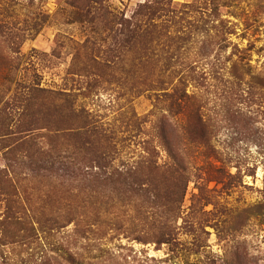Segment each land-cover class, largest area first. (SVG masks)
<instances>
[{
  "label": "trees",
  "instance_id": "trees-1",
  "mask_svg": "<svg viewBox=\"0 0 264 264\" xmlns=\"http://www.w3.org/2000/svg\"><path fill=\"white\" fill-rule=\"evenodd\" d=\"M5 1L9 4H4L0 12V17L3 16L0 20V98L23 89L28 93L22 95H26V99L21 101V118L31 110L33 97L41 96L34 107L39 108L43 117L51 111L67 121L47 129L44 136L37 134L38 129L22 128L13 132L12 128L0 126V193L18 191L23 183L41 179L90 194L107 192L115 196L125 192L133 201L150 194V207L136 216L128 215L127 222L149 227L150 239L139 242L172 249L178 246L182 232L196 239L198 230L211 221L217 237L232 243L243 236L242 228L250 226L252 220L261 219L259 227H264L262 205L234 208L221 202L217 191L218 186L223 193L238 189L243 173L240 156L221 149L218 137L226 135L236 137L237 141H250L254 136L252 127L256 124L251 116L255 108L264 107V73L252 65L253 56L259 54L260 49L251 43L241 48L229 41L238 33L237 23L231 20L236 17L234 11H242L241 6H249L250 0H206L200 9L186 4L185 10L180 12L185 16L197 13L199 20L204 19L202 29L216 33L220 49L232 48L229 58L232 65L228 70L222 67L216 72V80L223 87L217 101L195 87L190 93L187 75L181 77L175 65L160 67L158 80L154 81L150 73L148 78L142 77L146 69L150 70L156 56L153 43L166 37V18L173 20L178 15L171 1L154 0L131 20L120 22L104 8L105 0H74L76 6H71L83 19H89L94 11L107 37L120 41V48L106 52L99 51L90 40L78 47L76 56L84 57L81 73L89 81L84 91L76 92L23 87V82L17 80L22 67L21 46L37 37L48 16L42 12L30 14L27 20L19 23L30 27L15 29L8 13V6L15 0ZM254 6L264 9V0H256ZM142 44L141 60L131 63L126 73L132 76L134 98L149 94L152 109L144 117L128 109L120 114L119 123L108 126L90 114L80 100L94 96L104 73L115 75L118 69L123 70L119 68L121 52H132ZM157 46L164 52V46ZM145 58L147 62L142 61ZM178 76L181 78L173 84L172 79ZM127 82L125 77L120 86L125 88ZM147 127L150 141L144 143V153L148 156L133 164L119 159L118 153L124 143L139 137ZM162 153L167 160L160 164ZM199 158L201 164H198ZM191 183L195 184L197 193L193 194L191 206L185 211ZM212 183L217 186L211 188ZM160 185L168 186L165 197H160L156 191ZM161 200L165 205H160ZM209 206H213L212 211L206 210ZM120 218L114 211L99 212L93 216L91 225L120 229ZM8 220L7 225H0V231L14 227L15 232H20L26 227L19 206L9 211ZM203 247L194 245L193 253L199 254ZM230 253L235 260L245 258L246 264H255L248 249L240 243L233 244ZM71 262L76 264L75 259L71 258Z\"/></svg>",
  "mask_w": 264,
  "mask_h": 264
},
{
  "label": "rangeland",
  "instance_id": "rangeland-1",
  "mask_svg": "<svg viewBox=\"0 0 264 264\" xmlns=\"http://www.w3.org/2000/svg\"><path fill=\"white\" fill-rule=\"evenodd\" d=\"M153 1L105 0L103 6L121 22L131 20L143 6H150ZM167 1H171L178 15L173 20L166 18V37L153 43L154 50H157L156 56L150 70L146 69L142 77L148 78L150 73L154 81L158 80L160 67L175 65L181 71V77L187 75L191 83L190 93L195 87L217 101L223 87L216 80V72L222 67L227 70L230 68L232 48L222 51L216 33L202 29L204 19L199 20L197 13L189 16L180 14L185 10L184 5L193 4L196 9H200L206 0ZM255 3L256 0H250L247 3L249 6H241L242 11H234L236 17L231 20L237 23L238 33L229 41L241 48L247 47L249 43L255 44L260 53L253 56L252 65L258 72L264 73V9L254 6ZM4 4L9 3L0 0V12ZM71 5L76 6L74 0H15L8 6L15 29L30 27L19 24L27 20L30 14L42 12L48 16L37 37L21 46L22 67L17 80L23 82V87L84 91L89 80L81 73L84 57L76 56L78 47L90 40L101 52L120 48L119 40L116 42L107 37L94 11L89 19H83L81 13ZM157 44L164 46V52ZM143 48L142 44L132 52H121L119 68L125 72L118 69L115 75L104 73L94 96L80 100L90 114L108 126L119 123L120 114L128 109L142 117L152 109L149 94L134 98L131 91L132 76L126 73L131 63L141 60L140 50ZM142 61L147 62L146 58ZM188 70L190 74H184ZM125 77L128 82L124 88L120 82ZM181 77L172 79V83L176 84ZM23 91L3 94L0 98V126L12 128L13 132L22 128L38 129L37 134L44 136L47 129L67 121L51 111L43 117L39 108L34 107V102L39 101L41 96L33 97L31 110L21 118V101L26 99V95H22L28 93ZM251 117L253 124H256L252 127L254 136L250 141H237L236 137L226 135H220L217 139L221 149L227 153H237L243 164L241 186L238 189L223 193L219 192L221 186L217 187L220 201L238 209L258 204L264 207V107L255 108ZM148 129L139 137L124 143L118 153L119 159L133 164L148 156L144 153V143L150 141ZM166 160V154L162 153L159 163L163 164ZM201 163L202 159L199 158L198 164ZM216 186V183L210 184L211 188ZM167 189L168 186L160 185L156 191L160 197H165ZM196 193L195 184L191 183L184 203L185 211H188L192 196ZM149 195L133 201L125 192L115 196L107 192L90 194L86 190H70L57 186L53 181L41 179L23 183L18 191L4 190L0 193V225H7L9 211L19 206L26 227L20 232H15L12 229L14 227L0 231V264H73L71 258L76 260V264H246L245 258L235 260L230 253V247L237 243L248 249L253 263L264 264V227H259V218L252 220L250 226L243 227V236L234 243L217 237L212 227L213 221L198 230L196 239L182 232L178 246L173 249L139 242L150 239L149 227L134 226L127 222V216H136L141 210L150 207ZM160 205H165V201L161 200ZM206 210L212 211L213 206ZM113 211L121 217L120 229L91 225L95 214ZM194 245L205 247L199 254H194Z\"/></svg>",
  "mask_w": 264,
  "mask_h": 264
}]
</instances>
